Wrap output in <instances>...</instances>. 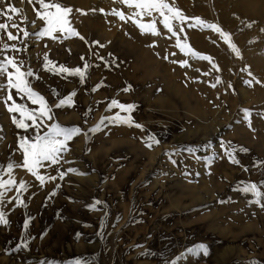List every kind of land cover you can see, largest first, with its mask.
<instances>
[{
    "label": "rangeland",
    "instance_id": "obj_1",
    "mask_svg": "<svg viewBox=\"0 0 264 264\" xmlns=\"http://www.w3.org/2000/svg\"><path fill=\"white\" fill-rule=\"evenodd\" d=\"M83 1L97 6L96 10L81 7L79 0H58L83 10L85 14L74 11L70 19L88 43L78 37H32L27 53L18 57L40 77L30 78L31 84L50 105L76 90L74 105L54 108L56 121L46 124L81 127V134L68 142L69 151L59 166L61 171L71 167L79 172L68 173L64 179L57 177L41 187L25 169L14 170L17 180L30 184L23 196L28 207H16L14 201L3 205L10 226H0V264H76L77 260L81 264H264V209L250 202L252 194L237 190L238 185L243 186L240 182L247 181L264 191L260 184L264 167L258 166L264 161V118L259 115L264 113V18L247 15V11L252 13L245 4L248 0H241L244 7L240 11L236 10L237 0H175L185 15L220 24L241 53L237 56L210 29L185 27L180 34L182 41L186 36L194 50L212 57L204 61L181 52L159 18L160 36L141 34L131 20L125 23L111 15L113 9L126 15L135 9L118 0ZM259 1L264 7V0ZM9 2L23 9L29 23L17 14H11V22L30 32L42 27L36 16L38 4ZM4 7L0 3V8ZM142 19L148 22L151 18ZM31 21L36 22L34 26ZM4 22L0 17V23ZM250 22L255 23L249 28ZM5 42L22 47L18 41L5 38ZM144 50L152 60L135 53ZM44 53L57 66L82 68L83 55L93 67L81 83L78 77L43 70ZM184 59L190 66L172 63ZM216 77L222 83L213 88ZM248 80L251 86L245 83ZM129 85L130 90L123 91ZM53 90L59 96L53 95ZM12 94L17 103L39 107L26 97H18L15 90ZM113 98L137 105L132 117L143 130L105 122L100 131H88L102 117L120 111H106ZM242 109L251 110V127ZM11 115L0 102V163L5 165L17 149V134L24 135L13 125ZM46 130L42 128L41 134ZM149 134L160 140L151 149L142 139ZM222 140L249 150L236 153L239 165L228 161L220 147ZM209 141L212 148H204ZM188 147L197 149L196 156L215 152L221 158L206 166L181 151L173 156L177 161L174 165L165 155ZM12 158L22 161L19 153ZM56 167L45 168L42 174L56 175ZM0 175L7 179L6 174ZM53 191L55 196H51ZM14 195L15 191L9 193ZM97 199L102 203L91 208ZM26 215L31 217L27 232L23 228ZM26 236L29 247L11 251L24 243Z\"/></svg>",
    "mask_w": 264,
    "mask_h": 264
},
{
    "label": "snow or ice",
    "instance_id": "obj_2",
    "mask_svg": "<svg viewBox=\"0 0 264 264\" xmlns=\"http://www.w3.org/2000/svg\"><path fill=\"white\" fill-rule=\"evenodd\" d=\"M29 4H38L39 9L36 10L37 19L42 22V27L34 32L27 30V27H21L20 24L11 22L13 16L11 14H17L22 17L25 24L29 23L27 16L24 15L23 9L15 7L9 0H0V3L5 4L4 8H0V17L5 18L4 23H0V93H5L0 95V102L6 105L7 111L12 114L11 121L17 129H21L24 135L17 134V149L14 153L10 155L8 162L5 164L0 163V173L6 174L7 179L0 175V226H10V220L8 219V213L4 210L3 205L5 203L15 202L16 207H22L27 209L28 204L23 198L24 194L29 191L30 184L23 180H17L14 175L15 169H25L30 173L39 185L43 187L48 181H55L57 177L64 179L68 173H78L79 170L76 168H67L65 171H61L59 166L61 161L64 160V153L69 151L68 142L72 141L74 137L81 134L82 129L79 126H64L59 122H52L46 124V121H56L55 113L53 109H63L64 107H72L74 105L73 97L76 96V90H73L69 95L61 98L55 105H50L46 100L45 96L40 92L36 91L31 84L30 78L35 77L37 80L40 77L34 73V70L28 66V62L24 59H19L21 53H27L29 48V40L32 37L36 39H42L48 37L52 40H67L72 37H78L81 41L88 43L85 37L82 36L73 26L70 19L71 15L75 11L81 15L85 14L82 9H74L71 6H65L58 0H27ZM119 3L127 5L129 8L135 9L131 15H126L121 10L113 9L111 15L116 16L119 20L127 23L129 20L135 24L141 34H152L154 36H160L161 32L157 28V18H159V23L163 26V29L171 33L172 37L176 38V47L180 49L181 52L190 56L193 59H199L204 61H211L212 57L209 55L201 54L200 52L194 50L187 42V37L184 40L181 39V33H184L185 27L189 29H210L214 33L219 34V38L222 39L225 44L232 49L237 56H240V50L235 43L232 42V36L229 32L225 31L220 24L209 22L199 16H188L176 5L175 0H118ZM104 13V9L99 10ZM107 14V13H106ZM142 17H150L148 22H144ZM33 26L35 21L30 22ZM253 23L247 24V27H252ZM10 29H15L17 34H13ZM264 31V29H261ZM22 33V36L20 35ZM7 41H18L22 47H18L17 43H7ZM99 47H104V45L99 44V41L92 42ZM150 47L152 45H149ZM70 51V50H69ZM14 53V55H8V53ZM94 56H98V53L93 52ZM99 59L103 60L104 57L98 56ZM168 59L167 56L163 57ZM81 61H83V67L70 68L64 64L57 66L56 62L49 58L47 53H44L42 57V68L51 73H56L60 75L67 74V76L78 77L81 83L85 82L86 73L93 67L85 57L81 56ZM172 63H179L182 67L190 66L189 60L184 59L180 61L173 60ZM215 68L216 66L213 65ZM11 69V70H10ZM208 75V73H205ZM65 76V78H67ZM222 83L220 77H216V83L212 84L213 88L216 84ZM245 83L251 86L252 81L248 80ZM97 85L93 87L92 91H96ZM232 85L229 83V88ZM131 86L129 85L123 91H129ZM13 90H15L16 95L23 99L26 97L31 101L32 105H38V108H30L25 103H17V100L13 97ZM53 95L59 96L55 90H53ZM10 102V103H9ZM137 105L134 103H121L117 99H111L108 103L106 111H110L113 108H118L120 111L116 112L112 116H104L101 118L99 124L95 127L88 129L89 132L95 133L100 131L102 127L105 126V122L109 124L116 125H126L127 127H135L137 129L143 130V125L135 122L132 117V112L136 109ZM91 109L84 113L85 116L89 114ZM121 112L126 113V115H121ZM244 118L248 121V126L251 127L252 112L249 109H242ZM17 114L19 118L17 117ZM264 118V113L259 114ZM30 122V123H29ZM47 128L46 131L41 134L42 128ZM254 130V129H253ZM87 137V133H84ZM3 139V137H0ZM145 145L151 149L154 145H159L160 140L156 138L155 135L149 134L147 137L142 138ZM204 148H212V143L209 141L207 144L203 145ZM221 149L224 150V155L227 157L228 161L233 165H239L240 160L237 159L236 153L244 152L247 153L249 150L242 146L233 145L231 141H221ZM181 151H187L193 156L194 159L201 160L206 166H211L217 159L221 157L213 152L211 155L196 156V148L188 147L186 149H177L173 152H166L165 155L168 156L169 161L172 164H176L177 161L173 159L174 155H179ZM15 153H19L22 156V161H16L12 158ZM56 167V175H46L42 174V170L45 168ZM259 167H264V161L260 162ZM247 170V168H245ZM82 174V173H81ZM243 186H237V190L242 193H250L253 199L250 201L255 205H259L264 209V191H261L260 186L255 182H240ZM264 185V181L260 182ZM59 187V185H57ZM15 191L14 196H9V193ZM56 192L53 191L51 196H55ZM221 203L226 201L221 200ZM102 202L98 199L94 201L91 208H95L96 205ZM31 222L30 215H26L23 223V228L27 232ZM80 234H77L79 238ZM29 237L24 238V243L17 244L11 251H19L21 248L27 249L29 247L28 240ZM205 252L206 247L203 245ZM40 264H44L41 261ZM76 264H81L79 260Z\"/></svg>",
    "mask_w": 264,
    "mask_h": 264
},
{
    "label": "bare ground",
    "instance_id": "obj_3",
    "mask_svg": "<svg viewBox=\"0 0 264 264\" xmlns=\"http://www.w3.org/2000/svg\"><path fill=\"white\" fill-rule=\"evenodd\" d=\"M217 1H225V0H217ZM235 3L237 4L236 10L237 11L242 10L241 7H244L243 2L241 0H237V1H235ZM78 4L84 8H89V6H90V9L92 8V9L96 10V8H97V6L84 3L83 0H79ZM245 4L247 6V9L250 10V12H252V13H249L247 11V15L249 17L251 16V17H254L255 19H260V18L263 19L264 18V7L262 6V2H260L259 0H248V1H246ZM221 9L224 10V8H221ZM197 38L200 40L201 36L198 35ZM135 53H136V55H139L142 59H145L146 61L152 60V56L148 50L138 51ZM174 88H176V87H174ZM176 89H178V88H176Z\"/></svg>",
    "mask_w": 264,
    "mask_h": 264
}]
</instances>
